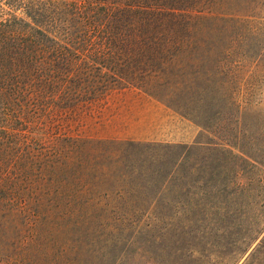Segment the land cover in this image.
Returning a JSON list of instances; mask_svg holds the SVG:
<instances>
[{
    "label": "trees",
    "instance_id": "16d2710c",
    "mask_svg": "<svg viewBox=\"0 0 264 264\" xmlns=\"http://www.w3.org/2000/svg\"><path fill=\"white\" fill-rule=\"evenodd\" d=\"M262 6L264 0H0V187L14 190L26 179L59 195L0 200V264H197L186 233L152 231L148 216L157 200L83 197L90 191L86 150L113 140L43 142L44 128L55 112L114 90L157 99L162 86L191 84L196 56L226 61L240 26L261 19Z\"/></svg>",
    "mask_w": 264,
    "mask_h": 264
},
{
    "label": "rangeland",
    "instance_id": "374dc122",
    "mask_svg": "<svg viewBox=\"0 0 264 264\" xmlns=\"http://www.w3.org/2000/svg\"><path fill=\"white\" fill-rule=\"evenodd\" d=\"M259 16L240 26L242 36L226 61L196 56L199 74L191 76V84L154 91L157 100L197 126L195 142L126 139L86 150L84 183L90 191L83 197L112 203L157 200L159 208L148 216L152 231L186 233L197 249V264H264V231L250 242L264 227V52L255 55L264 49V6ZM102 106L100 100L55 112L43 142L54 137L104 140ZM94 156L97 168L92 167ZM49 189L37 190L24 179L14 190L0 187V200L59 197Z\"/></svg>",
    "mask_w": 264,
    "mask_h": 264
},
{
    "label": "crops",
    "instance_id": "0c3cea01",
    "mask_svg": "<svg viewBox=\"0 0 264 264\" xmlns=\"http://www.w3.org/2000/svg\"><path fill=\"white\" fill-rule=\"evenodd\" d=\"M101 101V113L105 118L107 131L100 139H130L165 144H191L197 139L199 130L195 124L140 90H114ZM129 124L137 125L126 126Z\"/></svg>",
    "mask_w": 264,
    "mask_h": 264
}]
</instances>
